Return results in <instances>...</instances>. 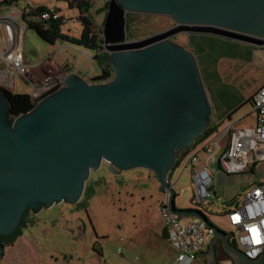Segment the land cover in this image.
<instances>
[{
    "label": "water",
    "instance_id": "obj_1",
    "mask_svg": "<svg viewBox=\"0 0 264 264\" xmlns=\"http://www.w3.org/2000/svg\"><path fill=\"white\" fill-rule=\"evenodd\" d=\"M128 13L167 15L174 25L129 41ZM179 32L261 46L264 0H108L102 38L113 68L109 80L67 75L62 87L20 115L9 114L0 91V235L12 232L27 208L78 202L90 171L103 161L113 172L151 170L159 188L170 190L172 212L211 225L202 210L176 209L169 184L176 152L207 128L211 112L195 55L169 39ZM214 229L207 264H218L217 237L232 264H264V254L249 259L230 233ZM2 252L0 242V259Z\"/></svg>",
    "mask_w": 264,
    "mask_h": 264
},
{
    "label": "rangeland",
    "instance_id": "obj_2",
    "mask_svg": "<svg viewBox=\"0 0 264 264\" xmlns=\"http://www.w3.org/2000/svg\"><path fill=\"white\" fill-rule=\"evenodd\" d=\"M88 2L87 14L93 19L95 31L102 36L106 11L99 9L107 0ZM27 4L57 8L63 17L61 31L79 37L81 24L76 18L78 12L76 8H70L67 1L22 0L18 8ZM3 13H7V9H0V14ZM11 14L17 16L18 24L23 27L19 42L27 61L38 64L49 55L59 68L72 66L81 78L89 81L90 76L100 73V66L93 58L94 50L61 39L53 45L48 44L27 28L21 14ZM173 22L163 14L128 13L125 36L129 41L142 39L170 28ZM188 35L179 32L169 38L188 49ZM254 46L250 48V54L243 55L245 59H221L218 65L221 78L248 97L264 84L263 52ZM33 73L38 77L52 74L46 68L34 70ZM11 91L30 93L31 87L21 75L14 73ZM241 108L251 111L249 103ZM251 121L246 118L244 125ZM222 145L211 153L198 152L194 167L191 164L184 167L185 155L182 158L184 161L174 166L169 176L171 189L177 194L174 202L176 209L202 210L206 212L211 225L228 233L231 226L225 215L242 203L243 195L256 182L264 180V161L255 162L243 172L226 174L218 162L225 148ZM204 165H207L212 179L209 197L200 200L195 196L193 169ZM86 183L94 193L89 192L85 185L86 190L80 201L54 203L43 208L34 224L24 227L22 237L16 240L14 246L6 249L1 264H161L168 258L172 253L169 244L158 238L160 235L153 234L159 226L156 223L159 218L155 210L156 202H159L165 190L159 188L151 170L134 168L111 173L103 165L99 170L90 172ZM188 217L191 218L184 214L180 220L186 222Z\"/></svg>",
    "mask_w": 264,
    "mask_h": 264
},
{
    "label": "built area",
    "instance_id": "obj_3",
    "mask_svg": "<svg viewBox=\"0 0 264 264\" xmlns=\"http://www.w3.org/2000/svg\"><path fill=\"white\" fill-rule=\"evenodd\" d=\"M10 7L12 8L9 10ZM10 7L5 8L7 13L0 14V88L12 90L13 76L17 73L30 85L29 95L37 103L44 96L62 87L65 76L75 75L77 70L70 67L59 68L49 55L38 64L25 63L19 43L23 27L18 24L17 16L11 14V12L21 14L22 10L15 5ZM24 10L30 11L28 7ZM43 16L47 17L48 14ZM262 39L264 40V36ZM257 47L263 52L264 58V43ZM41 68H46L52 74L35 78L33 71ZM252 103L256 112L255 125L234 129L232 122H228L223 130L212 133L186 155L184 167L189 164L194 167L198 152L211 153L222 144L225 148L219 155L218 162L226 174L243 172L255 162L264 161V84L252 95ZM211 179L207 165L193 169L195 196L198 199L204 200L209 197ZM157 212L166 231V239L175 253L169 264H195L198 256L207 249L214 236V227L194 216L182 222L181 215L170 209L169 189H166L160 198ZM225 216L231 226L229 233L234 244L244 256L256 259L263 255L264 180L255 183L246 191L242 203L229 210Z\"/></svg>",
    "mask_w": 264,
    "mask_h": 264
},
{
    "label": "trees",
    "instance_id": "obj_4",
    "mask_svg": "<svg viewBox=\"0 0 264 264\" xmlns=\"http://www.w3.org/2000/svg\"><path fill=\"white\" fill-rule=\"evenodd\" d=\"M18 0H1L0 7L4 6L6 8L8 5H14L12 3H17ZM68 3L70 8H76L77 16L76 18L81 24V33L79 37H72L68 34H65L61 31V25L63 24V17L59 14L57 8L49 7L45 4H34L32 6L28 5L27 7L30 11H25L24 7L21 8L22 18L26 21L27 28L33 30L41 40L44 42L53 45L57 40H64L65 42L81 45L86 48L92 49L95 51L93 58H95L100 66V73L93 76L91 78L92 81L99 82V81H106L109 80L113 76V68L107 62L108 52L104 50L103 47V38L101 34L95 31L93 19L88 16L87 10L90 6L88 0H65ZM108 2V1H107ZM107 2H105L104 6L101 7L99 10L106 11L107 10ZM43 14H48L47 17H44ZM191 33H189L190 35ZM193 39H189V43H194ZM202 46L198 48V50H208L212 52L213 58H207L208 65H214L217 58V55L214 54L215 51L222 50L226 53L235 52L234 49L231 47L232 44L227 45H219L213 41H207L206 43L201 44ZM198 63L203 60L197 58ZM200 72L204 81V84L207 85V75L203 72L200 68ZM0 91L3 92L8 100V112L10 115H20L30 111L36 104V101H33L29 95V93H17L11 90L0 88ZM247 102H250L253 107L252 97H250ZM254 109V108H253ZM255 112V111H254ZM256 115V112H255ZM229 119L227 121L230 122V113L227 115ZM232 122V121H231ZM220 123H215L210 120L209 116V124L207 128L199 135L195 140L190 143L185 149L176 152V160L173 165L177 166L182 162V158L191 152L194 147L207 138L208 136L212 135V133L218 131V126ZM172 167V168H173ZM177 194L174 192V198ZM185 211H189L185 210ZM18 235V233H17ZM1 238V237H0ZM15 238L12 235L10 242H14Z\"/></svg>",
    "mask_w": 264,
    "mask_h": 264
},
{
    "label": "crops",
    "instance_id": "obj_5",
    "mask_svg": "<svg viewBox=\"0 0 264 264\" xmlns=\"http://www.w3.org/2000/svg\"><path fill=\"white\" fill-rule=\"evenodd\" d=\"M21 1L22 0H18L17 3H12V4H14L16 7H18V5L21 3ZM10 6L11 5H8L7 9ZM23 7L25 8V6H23ZM2 8H3V10L5 9L4 6L0 7V9H2ZM11 8L12 7H10L9 10ZM189 39H193V41H195V42L189 43ZM207 41H213V42L218 43L219 45L232 44L231 47L234 49L233 51H235V52L226 53L225 51H222V50L215 51L214 54L217 55L219 58H217L214 65H212V64L208 65L207 58L208 57L213 58L214 55H212V52H209L208 50H205V49L198 50V48H200L202 46L201 44L206 43ZM19 43H20L21 53H22V44H21V42H19ZM188 44H189V47H188L189 51H191L195 55L196 59L199 58V59L203 60V62L200 61L198 63V66H199V69L201 68L203 70V72L207 75V85L205 84V88H206L208 98H209V102H210V106H211L210 120L215 122L216 124L220 123L218 126V129L223 130L227 124V121L229 120L227 118V115L230 113V119L232 121V128H234V129L249 127V126L255 125L256 115H255L254 109L252 107V104L250 102H247V100L250 97H252V95L254 93L249 97L247 95H243L233 85L225 82L221 78L219 71H218L219 60L226 59V58L227 59H229V58L245 59V57L243 55L245 53L250 54V48L252 49L255 46L251 45V44L235 41V40H230L228 38H223L220 36L207 34V33H191L190 35H188ZM22 57H23V60L25 63H27L29 65L35 64V63H31V62L27 61L23 54H22ZM213 59L215 60V58H213ZM64 67L73 68L72 66H69V65H65ZM75 75H77L78 77H81L79 75L78 71L75 73ZM34 77L37 78L38 76L34 74ZM92 77L93 76H90L89 79H91ZM82 78L85 79L86 81H89L88 79H86L84 77H82ZM246 103H249L251 105V111L250 110L246 111V110H243L241 108ZM246 118L252 119V121L250 123L244 125V123H245L244 121L246 120ZM260 181H258V182H260ZM88 190H89V192L94 193L91 186L88 188ZM175 198H174V202H175ZM157 204H158V200H157L156 206H155L156 213H157ZM185 215H187V214H185ZM150 216L148 218H151ZM158 216H159V214L157 213V217ZM191 218H192V216H191ZM191 218L188 217L187 219L190 220ZM154 223H155V221H154ZM156 223L159 224V226L157 225L158 231H154L153 234L157 235V236L160 235L158 238L163 239L165 242H167V244H169V242L166 239V231L163 228L162 221H160L158 218V219H156ZM230 239L233 240L231 236H230ZM221 242L222 241L220 240V238L217 237L215 240V247H216V258H217L218 264H220L221 262H223V264H232V260L230 259V257H228V255L225 252L223 255H219L218 249H222ZM169 247H170L172 253L170 252V255L168 256V258H165L161 264H169L174 257L175 253H174V250L170 244H169ZM208 248L209 247H207V249L204 250L198 256L195 264H207L208 256H207L206 252H207Z\"/></svg>",
    "mask_w": 264,
    "mask_h": 264
},
{
    "label": "flooded vegetation",
    "instance_id": "obj_6",
    "mask_svg": "<svg viewBox=\"0 0 264 264\" xmlns=\"http://www.w3.org/2000/svg\"><path fill=\"white\" fill-rule=\"evenodd\" d=\"M108 1V0H107ZM126 17H127V15H126ZM173 25H174V22H173ZM126 27H127V23H126ZM170 39V38H169ZM103 47H104V45H103ZM104 50H106L105 49V47H104ZM103 165H105L106 167H107V169H108V171H110L109 170V164L108 163H106V162H102L101 163V167L103 166ZM100 167V168H101ZM99 168V169H100ZM98 169V170H99ZM97 171V170H96ZM91 172V171H90ZM111 173H120V172H122V171H120V172H113V171H110ZM88 178H89V176H88ZM87 178V179H88ZM86 181L87 180H85V184H84V189H85V185L87 184L86 183ZM86 187H90V186H87L86 185ZM87 188V189H88ZM86 190V189H85ZM85 190H83V192L85 191ZM81 199V198H80ZM80 201V200H79ZM63 202H66V201H63ZM55 203H57V202H55ZM53 205V204H52ZM51 205V206H52ZM46 207H50V206H45L44 204H41V205H39L37 208H27L25 211H24V213L22 214V217H21V219H20V221H19V223H18V225H17V227L12 231V232H10V233H8V234H6V235H0V242H1V244H2V247H3V252H2V256H1V259H0V264H1V261L3 262V260H4V256H5V251H6V249L9 247V246H14V244H15V242H16V240L19 238V237H22V235H23V228L24 227H27V226H29V225H33L34 224V222H35V218H36V216L43 210V208H46ZM17 233H18V235H17ZM12 235H14V238H15V240H14V242H10V239H11V237H12ZM218 253H219V255H223L224 254V251L222 250V249H218ZM260 261H262V260H264V256L263 257H261L260 259H259Z\"/></svg>",
    "mask_w": 264,
    "mask_h": 264
}]
</instances>
